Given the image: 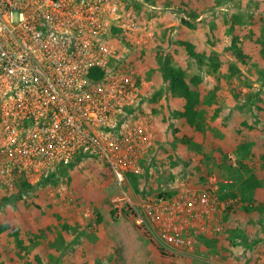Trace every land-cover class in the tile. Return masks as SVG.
<instances>
[{
    "label": "rangeland",
    "instance_id": "1",
    "mask_svg": "<svg viewBox=\"0 0 264 264\" xmlns=\"http://www.w3.org/2000/svg\"><path fill=\"white\" fill-rule=\"evenodd\" d=\"M152 2L161 9L134 6L153 20L154 42L143 48L119 35L113 62L118 68L133 64L132 71H125L150 81L142 107L157 133L142 172L127 182L129 194L143 201L172 194L183 181L203 187L216 174L230 196L240 197L223 213L222 232H192L190 247L170 250L145 229L157 247L173 254L157 256L153 264H210L212 258L264 264V0ZM157 39L162 45H156ZM214 54L221 63L218 70ZM165 57L168 70L160 64ZM172 72L188 82L199 80L203 105L198 129L182 115L185 99L172 92ZM93 160L78 162L13 197L0 194V264H115V245L95 216L103 202L81 205L76 200V183L104 186L89 168ZM75 220L78 224H71Z\"/></svg>",
    "mask_w": 264,
    "mask_h": 264
},
{
    "label": "built area",
    "instance_id": "2",
    "mask_svg": "<svg viewBox=\"0 0 264 264\" xmlns=\"http://www.w3.org/2000/svg\"><path fill=\"white\" fill-rule=\"evenodd\" d=\"M155 33L132 0H0V194L15 196L24 181L30 186L96 159L122 188L112 199L118 211L168 249L192 246V232H222L223 212L240 197L221 199L229 190L214 174L204 188L183 181L175 193L143 201L126 187L157 133L142 110L144 78L113 62L119 35L144 48Z\"/></svg>",
    "mask_w": 264,
    "mask_h": 264
},
{
    "label": "trees",
    "instance_id": "3",
    "mask_svg": "<svg viewBox=\"0 0 264 264\" xmlns=\"http://www.w3.org/2000/svg\"><path fill=\"white\" fill-rule=\"evenodd\" d=\"M146 1L153 3L152 0ZM132 3L137 7H143V3L139 1L132 0ZM190 20H192L191 16L189 20L185 21L189 23ZM156 45H162V43L160 41L158 42L157 39ZM184 45L189 54L195 55L189 44L184 43ZM159 53H162V51H159ZM239 54L243 55L240 51ZM214 55L212 57V64L214 69L218 70L221 63L218 60V55ZM201 58L199 57V60ZM169 62L170 60L165 57L161 60L160 64L168 70ZM133 66V64L128 65L125 62L119 68L125 70L127 67H130L132 71ZM98 74L102 76L104 75V71L99 69ZM170 75L172 77V92L185 99L184 112H182V115L186 117L189 125L194 129H198V119L201 116V107L203 105L201 94L197 88L199 83L198 78L193 77L190 79V82H188L185 78L176 76L174 72ZM136 77L140 78V76ZM99 162L100 161L94 159L89 163V168L96 180L104 183L103 188L85 183H76L74 190L76 200L81 205L103 202L95 212V216L97 223L101 225L106 236L115 245V264H153L157 256L165 258L169 255L173 257V254L166 252L165 249H161L154 244V240L148 236L149 234L146 232L145 228L134 223L132 215L125 210L118 211L112 199L122 195V188L113 180V174L109 165L105 162ZM130 176H136V174H130L129 178ZM28 185L29 183L24 181L17 185V189L21 192L26 189ZM232 207L233 206H229L228 210L232 209Z\"/></svg>",
    "mask_w": 264,
    "mask_h": 264
},
{
    "label": "crops",
    "instance_id": "4",
    "mask_svg": "<svg viewBox=\"0 0 264 264\" xmlns=\"http://www.w3.org/2000/svg\"><path fill=\"white\" fill-rule=\"evenodd\" d=\"M178 11H175L174 12V15L175 16H178ZM186 18V16H184V19ZM144 78V77H143ZM144 81H145V84H144V86H143V88H142V95H141V97H142V99H141V103L143 102V95H144V93L145 92H147V90H148V88H149V86H150V81L149 80H147L146 78H144ZM143 105V104H142ZM143 110V109H142ZM211 175H213V174H211ZM210 175V176H211ZM214 175H216V174H214ZM210 176L208 177V179H207V182L204 184V186L203 187H193V188H196V189H201V188H204L206 185H207V183H208V181H209V178H210ZM50 178H48V179H44V180H49ZM219 179V178H218ZM44 180H40V181H38V182H41V181H44ZM38 182H35L34 184H37ZM219 182H220V186H221V189H223V188H228L227 186H226V184H222L221 183V181L219 180ZM29 186V185H28ZM178 190V189H177ZM176 190V191H177ZM228 192L227 193H224V194H220V198L221 199H227V198H229V197H234V196H230V193H231V190L228 188ZM175 191V192H176ZM17 192H19V190L17 189ZM174 192V193H175ZM235 192H236V194H237V190H235ZM173 194V193H172ZM239 196V195H238ZM13 197V196H12ZM236 197V196H235ZM237 204V203H236ZM234 206V205H233ZM228 210V209H227ZM227 210H225L223 213H224V216H225V214L227 213ZM79 221V220H78ZM80 222V221H79ZM72 223H75V224H78V222H77V220H75L74 222H71V224ZM81 223V222H80ZM84 227H82V229H83ZM78 236V235H77ZM76 236V237H77ZM68 239V238H67ZM72 239V238H71ZM71 239H70V241H71ZM171 250V249H170ZM175 250V249H174ZM210 261V264H231V263H227V262H224V261H221V260H214L213 258L211 259V260H209Z\"/></svg>",
    "mask_w": 264,
    "mask_h": 264
}]
</instances>
